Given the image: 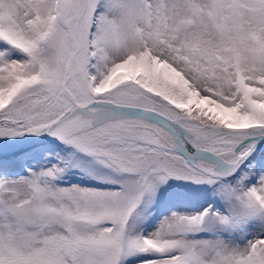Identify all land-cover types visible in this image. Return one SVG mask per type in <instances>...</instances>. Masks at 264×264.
I'll return each mask as SVG.
<instances>
[{"label": "snow or ice", "instance_id": "1", "mask_svg": "<svg viewBox=\"0 0 264 264\" xmlns=\"http://www.w3.org/2000/svg\"><path fill=\"white\" fill-rule=\"evenodd\" d=\"M0 264H264V0H0Z\"/></svg>", "mask_w": 264, "mask_h": 264}]
</instances>
